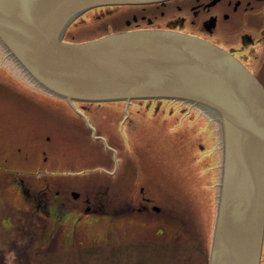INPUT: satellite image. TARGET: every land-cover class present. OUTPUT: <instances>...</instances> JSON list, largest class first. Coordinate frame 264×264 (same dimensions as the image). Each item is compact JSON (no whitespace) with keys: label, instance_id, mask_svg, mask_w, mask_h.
<instances>
[{"label":"water","instance_id":"obj_1","mask_svg":"<svg viewBox=\"0 0 264 264\" xmlns=\"http://www.w3.org/2000/svg\"><path fill=\"white\" fill-rule=\"evenodd\" d=\"M171 1L0 0V46L27 80L70 105L172 100L208 115L219 125L222 149L209 264H261L264 87L259 80L218 45L170 30L65 41L70 26L93 9L165 7Z\"/></svg>","mask_w":264,"mask_h":264},{"label":"rangeland","instance_id":"obj_2","mask_svg":"<svg viewBox=\"0 0 264 264\" xmlns=\"http://www.w3.org/2000/svg\"><path fill=\"white\" fill-rule=\"evenodd\" d=\"M162 11H166V15L178 13L177 9H168L161 5L99 7L87 12L72 24L65 41L80 43L121 31L137 30L134 16L144 23L140 19L142 15L161 19ZM128 21H131L130 25H127ZM1 49V67L16 77L19 75L26 82L28 98L21 108V104L18 106L13 102L0 103V120H5L0 121V129H3L2 133L0 131V159L8 162L7 168H0V264H175L176 261H181L185 257V248L183 252H179V249L172 246L168 248L149 243L145 240L146 237L140 242L138 235L131 236L130 218H104L94 221L77 216L78 213L74 210L81 212L86 208L85 192L92 187L62 184L52 174L53 156L56 155L53 154L52 147L57 137L51 130V114L46 108L56 107L59 115L66 120L77 121L79 118L68 110L63 99L39 88L42 94L33 91L31 82L22 76L20 69L13 67L12 62L3 54L4 49ZM11 85L19 89L17 83L12 82ZM31 101L40 110L43 107L46 111L42 117L39 114V119L44 121L40 124V129L43 130L41 133L33 128L28 130L29 127L17 122L20 116H27L23 114V110L25 104L29 105ZM151 107L150 111L141 112L144 115L141 120L148 121L152 118L147 114H155L156 104ZM163 108L165 111L160 114L165 116H155L153 124L144 126L133 138L134 147L142 155H146L144 150L149 151V161L141 163V166L135 164L137 173L139 177L163 178L165 176L162 169H165L170 178L169 186L157 187L146 181L143 186L152 189L148 190L147 195L152 196L160 205L161 195L167 192L171 196L172 206L175 207L173 209L178 210L176 204L181 207L188 205L196 218L209 226L212 215L216 219L219 194V191L216 193V188L221 177L219 125L200 109L187 103L183 105L182 102L164 101ZM160 119H170V125L162 128ZM77 123L73 124L78 125ZM64 126L66 125H58L57 136L61 144L58 156L61 157L60 162L67 163L70 155L67 152L74 150L80 156L78 149L86 146L82 139L87 138L83 137L85 134L82 136L72 130L69 132ZM133 129L129 130L131 134ZM114 133L121 138L125 135L120 124L114 128ZM77 140H81L80 143ZM89 140L90 143L94 142L95 135L89 137ZM104 145L108 149V144ZM119 153L120 161L118 151H114L112 165L115 169L124 163L125 153ZM111 157L113 158V154ZM146 167L148 171H144ZM216 167L219 169L218 174L214 169ZM66 173L68 174L67 171ZM211 187L213 194L209 191ZM72 192L80 195L79 200L73 199ZM35 201L41 204L38 210ZM138 230L142 237L146 234V226ZM211 242L212 235L209 236L208 245Z\"/></svg>","mask_w":264,"mask_h":264},{"label":"flooded vegetation","instance_id":"obj_3","mask_svg":"<svg viewBox=\"0 0 264 264\" xmlns=\"http://www.w3.org/2000/svg\"><path fill=\"white\" fill-rule=\"evenodd\" d=\"M164 8L177 9L178 13L177 15H166V11H162L161 19L142 15L140 19L146 24L139 22L137 17L135 28L170 30L216 44L237 58L264 87V0H173L168 2ZM3 52L6 58L12 62L13 67L15 66L19 70L5 51ZM0 70V103L13 102L18 106L21 104L19 106L21 108L23 102H27L28 98L25 91L26 82L19 75L17 77L12 75L1 65ZM12 82L17 83L20 90L13 87ZM30 85L33 91L42 94L35 85L31 83ZM55 100L57 99L55 98ZM164 101L172 100H134L129 103L125 101L74 102L73 105L64 100L68 110L79 118L77 121L66 120L65 117L59 115L56 107L46 108V111L51 114V130L56 133L57 137L52 147L53 154L56 153L53 156L52 174L62 184L92 187L85 192L84 205L86 208L81 212L74 210L75 213H78L77 216L94 221L104 218H130V224L125 223L130 225L131 236L138 235L140 242H143L146 237L145 240L149 243H156L168 248L172 246L177 248L176 250L179 249V252H183L185 248L183 252L185 257L181 261H174L175 264H209L212 242L208 245V240L210 235L213 237L215 225L213 215L208 226L196 218L194 211L188 205L181 207L180 204H176L178 210L173 209L174 206L170 202L171 196L165 190L163 192L166 193L161 195L162 203L158 205L152 196L147 195L148 190L152 189H147L143 183L147 181L156 186H169L170 178L166 175L165 169H162L165 176L163 178L139 177L137 173V165L141 166V163L149 161L147 155L149 151L144 150L143 153L146 155H142L138 151L139 149L134 147L133 138L144 126L153 124L155 116H165L160 114L165 111ZM153 104H156L155 114H147L150 118L152 117L148 121L141 120L144 116L141 112L150 111ZM46 111L43 107L40 110L38 105L36 106L31 101L29 105L25 104L23 110V114L27 116H20L17 122L19 121L26 128L29 127L28 130L33 128L37 133H41L43 130L40 129V124L44 121L39 119V114L42 117ZM35 113L38 117L34 116ZM36 119L40 121L39 124ZM160 121L161 127L164 129L170 125V119H160ZM74 122H78V125H74ZM59 124H65L64 127L69 132L72 130V132L81 133L82 136L85 134L83 137L87 138V140L82 139L86 146L80 145L82 148L78 149L80 156L76 155L74 150L67 152L70 154L67 163L60 162L61 157L58 156L59 147H61L57 136ZM118 124L125 132L122 138L114 133V128ZM132 128L134 131L131 134L129 130ZM0 131L2 133L3 129ZM93 135L96 140L91 144L89 137H93ZM80 141L77 140V143ZM104 143L108 144V149ZM114 151H118L119 161L121 158L119 152L125 153L124 163L117 169L112 165ZM111 154H113V158ZM7 164V160L0 159V168H7ZM135 164L137 165L135 166ZM214 169L218 174L219 169L217 167ZM154 170L155 167H153ZM144 171H148V168L146 167ZM203 180L207 181L205 178ZM218 185L216 193L219 191ZM209 191L213 194V187ZM72 197L74 200H79L80 195L75 196L72 192ZM38 201L34 202L37 210L41 207ZM217 203L218 198L216 208ZM212 204L213 199L211 208H213ZM213 211L214 208L211 211L212 214ZM160 219L163 220L159 221ZM117 226H119L118 223ZM143 226H146V234H143L142 237L138 229ZM261 264H264V246Z\"/></svg>","mask_w":264,"mask_h":264},{"label":"trees","instance_id":"obj_4","mask_svg":"<svg viewBox=\"0 0 264 264\" xmlns=\"http://www.w3.org/2000/svg\"><path fill=\"white\" fill-rule=\"evenodd\" d=\"M155 5H156V4H155ZM157 5H160V4H157ZM157 5H156V6H157ZM135 7H137V6H135ZM141 7H144V6H141Z\"/></svg>","mask_w":264,"mask_h":264}]
</instances>
